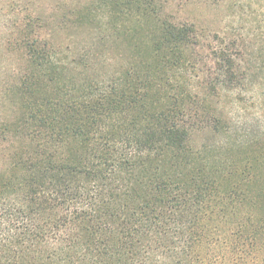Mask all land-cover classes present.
<instances>
[{"label":"trees","instance_id":"16d2710c","mask_svg":"<svg viewBox=\"0 0 264 264\" xmlns=\"http://www.w3.org/2000/svg\"><path fill=\"white\" fill-rule=\"evenodd\" d=\"M166 2L79 0L21 24L25 69L0 117V264H264V141L231 136L201 93L232 84L178 80L199 40ZM71 26L89 50L62 58L53 34ZM236 44L214 47L229 80Z\"/></svg>","mask_w":264,"mask_h":264},{"label":"rangeland","instance_id":"374dc122","mask_svg":"<svg viewBox=\"0 0 264 264\" xmlns=\"http://www.w3.org/2000/svg\"><path fill=\"white\" fill-rule=\"evenodd\" d=\"M79 0H0V117L13 114L12 102L6 95L10 87L25 69V62L16 51L21 24L30 18L41 17L43 21L58 20L65 4ZM166 15L175 24L194 27L199 44L191 62L192 68L179 81L198 87L232 84L235 89L205 93L218 114L227 123L231 136L239 134L244 143L262 144L264 141V0H167ZM66 20V19H65ZM63 24L62 26H64ZM87 28L63 27L56 30L53 40L60 45L61 57H82L89 50ZM139 39L135 35L131 41ZM230 47L229 54L236 56V68L240 76L229 80L227 70L214 47ZM9 42V43H8ZM117 68L121 67L122 54L127 52L125 42L117 40L113 46ZM185 82V83H186ZM223 136L209 138L213 146L221 145ZM201 142L198 141V143ZM231 139L228 147L235 149ZM255 145V146H256ZM225 153L224 152H221ZM223 155V154H222Z\"/></svg>","mask_w":264,"mask_h":264}]
</instances>
